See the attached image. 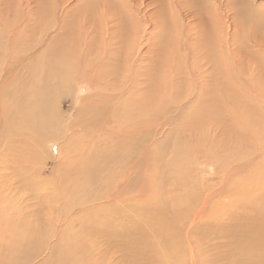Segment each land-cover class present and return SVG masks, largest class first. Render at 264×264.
Wrapping results in <instances>:
<instances>
[{"label": "bare ground", "instance_id": "obj_1", "mask_svg": "<svg viewBox=\"0 0 264 264\" xmlns=\"http://www.w3.org/2000/svg\"><path fill=\"white\" fill-rule=\"evenodd\" d=\"M181 1L0 0V264H29L43 245L29 183L56 193L87 243L136 241L153 211L174 240L196 203L218 208L228 190L239 214L251 205L261 232L247 251L264 264V0H194L204 20ZM194 157L220 188L193 187ZM70 233L46 264H77L85 246Z\"/></svg>", "mask_w": 264, "mask_h": 264}, {"label": "rangeland", "instance_id": "obj_2", "mask_svg": "<svg viewBox=\"0 0 264 264\" xmlns=\"http://www.w3.org/2000/svg\"><path fill=\"white\" fill-rule=\"evenodd\" d=\"M154 1H162V3L166 4L169 2V0ZM181 3L185 9L187 8L186 11L188 12L194 9L192 11L194 17L205 19L206 15L201 8L193 7L192 4H195L194 0H183ZM248 31L249 28L244 29L243 33H248ZM243 33L239 34L241 43L243 44L246 41L242 49L247 48L248 50L251 46L249 38L246 33ZM87 93L88 90L84 86H81L78 89L76 97L81 98ZM162 137L164 138V136ZM163 140L161 139V141ZM261 143L264 146V141H260ZM57 145L56 142H53L49 146H45V150L49 152L50 148L54 149ZM168 158L169 156H167ZM183 163L186 170L191 169L197 173V176L193 178L187 177V175L184 177L186 182L190 178V181L194 183L193 187L199 192L205 190L213 191L215 188H220L221 175L213 171L212 165L204 163L200 159H196V157ZM50 165L51 163H48V167ZM42 176L51 179L48 169L46 172H43ZM32 185L29 183L28 217L32 224L36 221V223L43 222V225L40 227L42 230L39 229V232L41 231L39 239L40 241L43 240V245L39 254L32 255L29 253V264H46L51 259L50 248L58 241L55 234L59 233L62 238L67 239V237H71L67 235L71 234L70 232L72 231L80 233L79 240L81 242L78 241V245L83 244L85 246V248H81L77 264H253L252 255L248 251L251 242L253 239H256L257 233L259 232L260 234L261 231L257 230L256 232L254 229H251L252 222L250 220H252V215L248 212L251 205L245 204L243 207L246 209L245 213L241 212L242 214H239L240 211L236 209L239 208V205H235V201H232L233 194L229 193L228 190L219 191L220 197H216V199L219 198L220 206L218 208L211 210L206 204L200 206V204L196 203L199 207L195 210L193 219L180 223L174 240L171 236L169 221L167 220V226L170 231L162 226L163 223L160 220L159 213L153 211V215H149L141 223L145 231L139 239L136 238L138 236L135 237L136 241H133L132 238L123 237V235L115 236V238L109 236L111 238L109 239L105 235L96 234L90 236L89 243H87L86 238L82 236L84 230L82 223L72 221L69 227L66 225L68 224L66 221L67 209L65 210V204L62 200L58 201L56 199V193L53 192L44 196L37 195L34 194L36 193L34 189L30 188ZM170 186L171 183L169 181L164 182L161 191L164 192L165 196L170 194L171 190L168 191ZM175 189L176 187L174 191ZM188 190L187 188L177 187L176 192H180V195H183ZM1 193L5 197H9L7 191ZM57 207L62 208V210L59 209L61 212L54 211ZM76 212L77 209L75 208L69 213V217L71 218ZM166 217L168 219L171 218L170 215H166ZM64 221L66 224H64ZM172 225L175 226L173 222ZM2 227L0 226V229ZM161 234H168L170 237L161 236ZM262 260L264 261V259Z\"/></svg>", "mask_w": 264, "mask_h": 264}]
</instances>
